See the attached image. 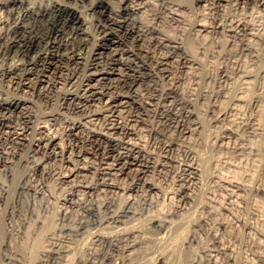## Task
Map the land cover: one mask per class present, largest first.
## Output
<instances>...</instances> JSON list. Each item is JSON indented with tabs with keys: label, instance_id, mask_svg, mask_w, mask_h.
Returning a JSON list of instances; mask_svg holds the SVG:
<instances>
[{
	"label": "rangeland",
	"instance_id": "1",
	"mask_svg": "<svg viewBox=\"0 0 264 264\" xmlns=\"http://www.w3.org/2000/svg\"><path fill=\"white\" fill-rule=\"evenodd\" d=\"M58 1L63 2L64 0ZM141 1H144L142 10L129 11L128 16L130 15L129 17L137 20L141 19L144 22L149 21L160 28L165 35L178 39V41L181 40L187 46V50L189 49L188 51L198 59L199 64L186 69L182 66V63L173 57L172 59L175 61L170 59L167 66L160 67L164 69L161 70L154 65V59H159L165 54H176L177 50L173 48L171 43L160 42L158 35H155V32L152 31H148L146 33L148 37L145 36V40L140 41L129 35L119 36L123 40L116 47H119V50L132 47L137 57L132 60V56L129 57L126 53H123L125 64H115V66L120 65L125 68L128 64L126 68L134 73L141 70L143 76L137 82V96L147 105L144 107L145 114L141 115L142 118L136 116L141 109L139 110L135 105L124 112L125 115H129H126V118L135 117L132 122L130 121V124L133 125L138 135L132 136V138L135 139L136 137L137 139L131 141L140 140L158 159L161 160L163 157L167 159L165 158V163L158 166V168L156 167L157 169L147 170L145 175L138 174L139 165L133 164L127 167L128 169L121 177L116 179L117 182L121 180L119 183L123 187H128L134 181L142 183L146 179L156 184V191L152 190V192L146 187H142L137 192L132 193L133 196L124 192L123 194L121 191L117 194L102 192L98 196L99 200L102 199L103 201L106 198L113 199L121 208L125 204L128 205L126 199L131 200L130 202L133 201L132 203L135 206H133L135 209L133 215L124 217L121 222H111L108 224L109 226L107 225L103 229L100 228L102 232H111L110 235L124 232L125 238L130 237L128 240L130 243L133 241L131 237L135 240L133 241V243L135 242L134 245L132 243L131 253L122 251L121 254L123 255L119 254L116 258L114 257V262L116 264H197L201 261L200 264H264V0ZM55 2L56 0H18L6 6H0L2 11H0V37H3L4 34L3 40H13L10 46L5 43L0 45V157L5 156L7 152L16 153L9 159L11 160L10 164L5 165L8 167L7 169L4 165H0L1 181H5V183L3 182L5 187L10 190V194L6 195L8 196L7 199L3 196L0 197V264H37L44 251L53 249L55 255L49 264H86L85 260L92 252L98 254L96 264H107L104 257L111 254V249L108 248L109 246L106 243L96 242L93 233L96 230L97 232L101 230H98L94 225H90L91 228L89 226L87 230H82L76 234L65 235L62 233L63 207H61V198L68 194L67 192L71 190L70 185L72 186L73 183L62 181L61 176L70 173L72 170L75 171L73 163L76 156L72 154L74 162H68L65 155L58 151L55 155L56 152H44L40 149L39 152L37 151L34 154L29 148V139L32 133H37L31 129L27 131L28 139L23 142L25 145L16 144L12 138L19 130L16 127L22 126L24 113L19 108L12 111L1 106L3 99L23 97L30 100V107L36 116H40L39 113L43 114L45 111V113L59 112L62 119L58 117V119L48 120V123L45 121L43 130L58 131L57 133L63 135L62 142L65 145H71L72 153H75L80 146V140L78 139V141L77 138L75 139L73 135L66 132L68 127L66 120L69 117L73 118L72 116L75 118L77 112L63 101L61 94L63 89L69 87V85L72 86L71 88L78 86L81 76L83 78L82 74L89 71L85 68V65L90 58V52L99 42L98 38L108 36V32L112 31V25L108 26L109 19L104 17L105 14L100 15L97 10L90 8L91 0L64 1L66 4L84 10L83 14L86 19L81 22H74L71 18L68 19L69 15L59 13L54 6ZM117 2L119 0H113L114 8L117 4L119 5ZM136 2H140V0ZM170 10L177 12L179 18L174 20L169 17ZM235 19H242L251 27L247 30L246 36L245 34L244 36H242L243 34L234 35L232 32L227 31L228 25L234 24ZM23 20L26 22L25 27L24 22L22 23ZM219 20L222 24L224 23V28L218 29L219 31L204 32L194 28L197 23L213 25ZM63 26L66 28L64 29ZM54 31L59 34V37L68 39L67 42L69 43L64 49L53 50L54 53L57 52L61 55H54V60L50 58L53 61L51 62L52 65L48 67L42 61L46 60L44 55L50 51L48 42L54 38L56 34ZM40 33L44 35L46 40L43 39V36H40ZM50 35L52 36L50 37ZM23 37H26V39H23ZM30 37L34 39V45L28 51L24 49L25 46L21 43H28ZM17 38H19V41ZM132 38L137 44L134 43ZM38 39L42 40L38 42ZM149 40H151V45ZM73 43L74 45H72ZM37 44L40 45L37 47ZM77 50L81 53H77ZM147 54L153 56L154 59L146 56ZM106 55V53L102 54V62L105 61L106 63L107 61L106 64H109L111 59H106L108 58V55ZM66 56L68 57L66 58ZM141 59H145L144 61L148 65H145L146 68L137 66L141 63ZM137 60L139 62L135 63ZM171 60L172 62H170ZM109 65L112 66L113 63ZM30 68L33 71L32 78L36 79L35 75L44 72L42 71L44 69L45 73L47 72L46 78H51L53 74L51 79L54 77L56 80L61 79L58 87L61 85L64 88L38 89L39 87H36L34 89L26 87L25 90V87H20V85L10 80L22 77ZM81 69L83 70L81 71ZM165 69L168 70L165 71ZM125 71L126 69L123 70V72ZM154 74L156 75L154 76ZM158 74H161V76ZM68 76H71V78ZM68 79L72 82L70 80L68 82ZM172 84L179 86V95L177 94L176 98H182L190 103L188 109H192L195 115L192 118L195 119V123L199 124L198 128L193 131L194 133L182 132L179 127L174 126V113L177 112V108L181 104L177 103L170 106L169 101L171 98L165 97L164 94V90ZM70 114L72 115L70 116ZM99 122L97 121V123ZM7 125H9L8 128ZM117 134L119 135V133ZM117 138L123 142L129 140L122 133ZM164 139L174 140L176 145L169 149L168 147L164 148L162 144ZM108 146V150H110L112 145L109 143ZM14 149L18 150V153ZM108 155L111 156L108 161L112 162L110 151ZM36 159L44 160L45 166H47L43 176L40 173L31 175V182L34 186L37 185L39 191V194L35 193L36 199H34V195L32 196L31 193L27 195L26 192H19V185L32 173L33 161ZM96 161L98 162V159ZM189 162L190 164L192 162L196 169L194 181H187L184 174L183 167ZM11 163L15 166L13 165V167ZM90 168L92 169L77 177L72 176L70 180L76 178L75 183L80 180V183L86 184L97 182L99 180L97 170L94 167ZM98 168L99 166H97ZM10 170L13 172H10ZM182 187L185 189L183 190ZM181 189L183 191H180ZM22 193L25 195L23 196ZM232 194L233 196H231ZM230 197H233L234 200ZM93 198L97 199L96 196ZM85 199L88 200L89 198L86 197ZM230 199L232 202H230ZM69 210H71L74 217L75 215L77 217L76 209L69 208ZM38 242L41 243L42 249L38 248ZM121 244V248L126 245Z\"/></svg>",
	"mask_w": 264,
	"mask_h": 264
},
{
	"label": "bare ground",
	"instance_id": "2",
	"mask_svg": "<svg viewBox=\"0 0 264 264\" xmlns=\"http://www.w3.org/2000/svg\"><path fill=\"white\" fill-rule=\"evenodd\" d=\"M18 0H3L1 2L0 0V6H6L12 3L17 2ZM22 1V0H21ZM56 0V2L54 3V6L57 8V10L59 11V13H63V14H67L68 19L71 18V20H73L74 22H81V21H85L86 17H84L83 11L82 9H79L75 6H72L70 4H66L64 1H58ZM67 1V0H66ZM70 1V0H69ZM81 1V0H80ZM92 4L90 6L91 9H95L97 10V12H99V14L103 15L105 14L104 17H106L107 19H109L108 22V26L112 25V31L108 32V36H102L99 39V42L97 43V45L92 49V51L90 52V58L87 60L88 62L86 63V67L89 71L88 72H84L83 78L81 76V81L79 83L78 81V86L77 87H73L69 85V87L64 88L60 85L61 88L63 89V92L61 94V98L63 99V101L65 103H68L67 105H70V108L73 109L75 112H77L76 117L74 118V116H72L73 118L69 117V119H67V133L69 135H73L74 138L80 142V146L76 149L75 153H72V147L71 145H65L62 142V136L57 133V132H51V131H45L43 130L45 127V121H47L50 119H54L60 116V113L57 111H54L51 113H39L40 116H36V114L34 113L33 109L30 107L31 103L29 104L30 100L29 99H25L23 98H11V99H3L1 106L11 109L13 111V109H20V111H23V120H22V126L21 127H16L18 128L16 131V134L13 135L14 137L13 142H15L16 144H24L23 142L28 139L27 135H28V129L33 130V132L36 131L37 134H31V138L29 139V148L32 152L37 153L38 150H42V151H46V152H56L55 155H57V151L64 154L67 161L71 162L74 160L72 159L73 155H75V162L74 167H75V171L74 172H70L68 174H64L61 176L62 181L64 182H72L73 185L71 187V190L69 192H67L68 194L65 195V197L61 198V203L63 207V216L61 219H63V227H62V233L63 234H67V235H72V234H76L78 232H81L82 230H87L88 227L90 225H94V227H96L98 230L101 228L103 229L104 227H107L108 224H110L111 222H121L122 219H124V217H128L129 215L131 216V214H134V204L132 202H130L129 200L126 199V203L128 205L125 204V206H123L121 208L120 205H118V203L116 204L114 202L113 199H108L106 198L104 201L101 199L99 200L98 196L104 192V193H119L120 191L123 193H127L128 195L137 192L140 188L142 187H146V189L148 190H155L157 189V186L154 182L151 181H147L146 179L142 182V183H136L135 181L130 184L128 187H123L119 182L116 181V179L118 177H121L123 173H125L126 169H128L127 167H130L133 164H138L139 168L137 169L138 174H143L145 175V173L147 172V170H151V168H158V166L163 165L164 159L166 157H163V159H158L156 157V155L150 151L149 149L146 148L145 144L142 143V141H131V140H136L137 138L135 137L132 138V136H137V131L133 128V125L130 124V121L132 122L135 117H131V118H126L124 114V112L131 108V106L135 105V107L137 106V108H139L140 112L137 113L136 116H140L142 118L141 115L145 114V108L147 105H145V102L141 101L140 98L137 96L138 92L136 90V88L138 87L137 82L138 80L142 79V72H138V73H134V72H130L128 70V68H126V66L128 67V64H126L125 68H122V66H120L121 64H125L123 61V53L127 54L129 57H131L132 60H134L137 56L134 52V50L131 48H127V49H123V50H119V47L117 48L116 46L118 44L121 43V41L123 39H121L119 36H133V38L135 40H143L146 35V33H148V31H152L155 32V35H158V40H160V42L166 41L167 43H171L173 48L177 50L176 54H165L162 57H160L159 59H154L153 56L151 55H146L151 59H154V65L160 67H163L168 64V61L170 59H172L173 57H175L174 59L178 60L180 63H182V66L186 67V69H190L192 68V66H196V64H199L198 59L191 54L188 50H187V46L185 44H183V42L178 41V39L175 38H171L168 35H165L162 30L160 28H157L155 25L151 24L149 21L148 22H144L143 20H137L136 18H132L129 17L127 13H129V11H141L142 5L144 1L140 2H136L135 0H119V5L117 4V6H115L114 8V4L112 3L113 0H91ZM117 1V0H115ZM197 1H209V0H197ZM251 1V0H250ZM263 1V0H262ZM73 2V1H72ZM214 2V1H213ZM258 2V1H257ZM21 3V2H20ZM23 3V2H22ZM142 3V4H141ZM74 4V3H73ZM116 4V2H115ZM19 5V4H18ZM85 5V4H84ZM219 5V4H218ZM82 6V5H81ZM146 6V5H145ZM86 7V6H85ZM117 7V8H116ZM87 8V7H86ZM145 9V8H144ZM143 9V10H144ZM174 10V9H173ZM169 11V17H171L172 19H178L179 18V14H177V12L174 11ZM1 11V10H0ZM7 11V9H6ZM10 11V9H9ZM8 11V13H9ZM88 11V10H87ZM2 12V11H1ZM5 12V10H4ZM11 12V11H10ZM46 12V11H45ZM56 12V11H55ZM143 12V11H142ZM30 13V12H29ZM28 13V15H29ZM58 13V14H59ZM93 13V12H92ZM86 14V13H85ZM97 14V13H96ZM95 14V15H96ZM132 14V13H130ZM135 14V13H134ZM142 14V13H141ZM20 15V14H19ZM23 15V14H22ZM30 15H34V14H30ZM57 15V14H56ZM55 15V16H56ZM37 16V15H36ZM41 16V15H40ZM97 16V15H96ZM122 18H121V17ZM135 16V15H134ZM34 17V16H33ZM100 17V16H98ZM136 17V16H135ZM44 18V17H43ZM102 18V17H101ZM100 18V19H101ZM158 18V17H156ZM2 19V17H1ZM19 19V18H18ZM33 19V18H32ZM40 19V18H38ZM42 19V18H41ZM155 19V18H154ZM243 19V18H242ZM240 19V20H242ZM99 20V19H98ZM152 20V19H151ZM160 20V19H159ZM233 20V19H232ZM236 20V19H235ZM234 20V21H235ZM240 20H236L234 22V24L232 25H228V29L227 31L232 32V34L234 35H241L242 36H246L247 30L251 29V27H249L247 25V23L240 21ZM4 21V20H2ZM54 21V20H53ZM102 21V20H101ZM156 21V20H153ZM19 22V21H18ZM24 22V20L22 21V23ZM87 22V21H86ZM97 22V21H96ZM158 22V21H157ZM231 22V21H230ZM13 23V21H12ZM21 23V26H22ZM26 22L23 23V25ZM155 23V22H154ZM63 24V23H61ZM104 24V22H103ZM224 24V23H223ZM220 20L216 21L213 25H206L204 23H197L195 25V29L200 30V31H204V32H208L211 30H218V29H222L224 28L223 25ZM230 24V23H229ZM10 25V24H9ZM14 25V24H13ZM17 25V24H16ZM26 25V24H25ZM24 25V27H25ZM78 25V24H77ZM19 26V25H17ZM49 26V25H48ZM97 26V25H96ZM99 26V24H98ZM64 29L66 28L65 26H63ZM76 27V26H74ZM12 28V27H11ZM70 28V27H69ZM98 28V27H97ZM107 28V27H106ZM17 29V28H16ZM21 29V28H20ZM26 30V28H24ZM35 29V28H34ZM48 29V28H47ZM58 29V28H57ZM63 29V28H62ZM226 29V27H225ZM24 30V31H25ZM61 30V29H60ZM67 30V29H66ZM65 30V31H66ZM104 30V29H103ZM109 30V29H108ZM111 30V29H110ZM18 31V30H17ZM27 31V30H26ZM25 31V32H26ZM199 31V32H200ZM219 31V30H218ZM20 32V31H19ZM55 32V31H54ZM74 32V31H73ZM100 33V31H98ZM106 32V30H105ZM16 33V32H15ZM52 33V32H51ZM56 33V32H55ZM67 33V32H66ZM150 33V32H149ZM31 34V33H30ZM37 34V33H36ZM41 34V33H40ZM53 34V33H52ZM76 34V33H75ZM79 34V33H78ZM77 34V35H78ZM153 34V33H152ZM160 34V35H159ZM255 34V33H254ZM15 35V34H14ZM34 35V34H33ZM39 35V34H38ZM59 34L56 33L54 35V38H52V40H50V42H48L49 44V49L50 51L45 54V58L44 62L46 65L50 67L52 64L51 62L54 60L53 57L54 55H58L60 56V53H54L53 50H61L62 48L64 49L65 47H67V42L68 39H64L62 37L58 36ZM73 35V34H72ZM76 35V36H77ZM4 37V34L2 35ZM27 36V35H26ZM43 36L44 35H40ZM49 36V35H48ZM52 35H50L51 37ZM67 36V35H66ZM94 36V35H93ZM150 36V35H149ZM154 36V35H153ZM3 37H0V45L2 43H5L6 45L10 46L11 43H13V40H3ZM34 37V36H33ZM47 37V36H46ZM148 37V36H147ZM146 37V38H147ZM152 37V36H150ZM235 37V36H234ZM5 38L7 39V37L5 36ZM11 38V37H10ZM15 38V37H14ZM13 38V39H14ZM26 39V37H23V39ZM48 38V37H47ZM68 38V36H67ZM73 38V37H72ZM83 38V37H82ZM132 38V40H133ZM19 38H17L18 40ZM45 39V37L43 38ZM49 39V38H48ZM51 39V38H50ZM74 39H75V35H74ZM148 39V38H147ZM153 39V38H152ZM42 39H38V42H40ZM46 40V39H45ZM83 40V39H82ZM80 40V41H82ZM88 40V39H87ZM135 40L134 43H135ZM145 40V39H144ZM157 40V39H156ZM157 40V41H158ZM19 41V40H18ZM70 41V39H69ZM125 41V40H124ZM138 41V42H139ZM150 41V45H151V40ZM17 42V41H16ZM34 39H32V37H30L28 39V43H21L22 45H24V49L30 51L32 49ZM75 42V40H74ZM78 42V41H77ZM147 42V41H146ZM165 42V43H166ZM43 43V42H42ZM84 43V42H83ZM127 43V42H126ZM133 43V44H134ZM141 43V42H140ZM143 43V42H142ZM145 43V42H144ZM164 43V44H165ZM78 44V43H77ZM87 44V43H86ZM128 44V43H127ZM137 44V43H135ZM158 44V43H157ZM156 44V45H157ZM40 44H37V47ZM67 45V46H66ZM74 45V43L72 44ZM169 45V44H167ZM4 46V45H3ZM88 46V45H87ZM143 46V45H142ZM2 47V46H1ZM23 47V46H22ZM21 47V48H22ZM36 47V46H35ZM40 47V46H39ZM73 47V46H72ZM80 47V46H79ZM124 47V46H123ZM170 47V46H169ZM11 48V47H10ZM9 48V49H10ZM17 48V47H16ZM15 48V49H16ZM75 48V47H74ZM83 48L85 49V47L83 46ZM92 48V47H91ZM168 48V47H167ZM36 49V48H35ZM41 49V48H40ZM73 49V48H72ZM135 49V48H134ZM21 50V49H20ZM37 50V49H36ZM43 50V49H42ZM45 50V49H44ZM79 50V48H78ZM77 50V53H79ZM1 51V50H0ZM18 51V50H17ZM67 51V50H66ZM38 52V50L36 51ZM60 52V51H59ZM21 53V52H20ZM70 53V52H69ZM74 54V52H72ZM76 53V54H77ZM81 53V52H80ZM79 53V54H80ZM106 53L108 55V58L106 59H111L110 63H113L112 66H110L109 64H106L105 61L102 62V54ZM174 53V52H173ZM19 54V53H18ZM26 54V53H25ZM34 54V53H33ZM39 54V53H38ZM63 54V53H62ZM43 55V54H42ZM83 55V53H82ZM106 55V56H107ZM25 56V55H24ZM28 56V54H27ZM34 56V55H33ZM72 56V55H71ZM81 56V55H80ZM77 56V57H80ZM105 56V57H106ZM126 56V55H125ZM124 56V57H125ZM140 56V55H139ZM64 57V56H63ZM68 56H66L67 58ZM82 57V56H81ZM102 57V58H101ZM142 57V56H141ZM153 57V58H152ZM18 58V57H17ZM52 58L53 60L51 61ZM62 58V57H60ZM74 58V57H73ZM84 58V57H83ZM143 58V57H142ZM21 59V58H20ZM19 59V60H20ZM24 59V58H23ZM49 59V60H48ZM71 59V58H70ZM125 59V58H124ZM128 59V58H127ZM126 59V60H127ZM130 59V58H129ZM75 60V59H74ZM145 60V59H144ZM143 59H141V63L137 64V66H144L145 68L148 66L146 61H144ZM173 60V59H172ZM172 60L170 62H172ZM67 61V60H66ZM79 61V60H78ZM83 61V60H82ZM85 61V60H84ZM153 61V60H152ZM175 61V60H173ZM177 61V63H178ZM57 62V61H56ZM64 62V61H63ZM77 62V61H76ZM133 62V61H131ZM130 62V63H131ZM139 61H135V63H138ZM35 63V62H33ZM55 63V62H54ZM61 63V61H60ZM74 63V62H73ZM79 63V62H78ZM81 63V62H80ZM85 63V62H84ZM5 64V63H4ZM58 64V63H57ZM83 64V62H82ZM107 66H106V65ZM115 64H120L119 66H115ZM23 65V64H22ZM40 65V64H39ZM56 65V63H55ZM65 65V64H63ZM131 66V64H129ZM147 65V66H145ZM151 65V62H150ZM20 66V65H19ZM25 66V65H24ZM31 66V65H30ZM35 67V65H33ZM44 66V64H43ZM58 66V65H57ZM79 66V65H78ZM82 66V65H81ZM129 66V67H130ZM134 66V65H133ZM155 66H153L155 68ZM169 66V65H168ZM1 67V66H0ZM7 67V66H6ZM10 67V66H9ZM22 67V66H21ZM74 67V66H73ZM29 68V67H28ZM39 68V67H38ZM45 68V67H43ZM61 68V67H60ZM90 68H94V69H90ZM135 68V67H134ZM132 68V69H134ZM153 68V69H154ZM162 68V69H163ZM168 68V67H167ZM171 68V67H170ZM11 69V68H10ZM23 69V68H21ZM49 69V68H48ZM58 69V68H57ZM65 69V68H64ZM77 69V68H76ZM75 69V70H76ZM126 69L125 72H123V70ZM150 69V68H149ZM161 69V68H160ZM161 69V70H162ZM13 70V69H12ZM42 70V69H41ZM47 70V68H46ZM56 70V69H54ZM52 70V71H54ZM66 70V69H65ZM71 70V69H70ZM83 69H81L82 71ZM85 70V69H84ZM152 70V69H151ZM155 70V69H154ZM164 70V69H163ZM168 70V69H167ZM165 69V71H167ZM171 70V69H170ZM4 71V70H3ZM8 71V70H7ZM6 71V72H7ZM11 71V70H10ZM39 71V69H38ZM39 74H36V79L32 78V69L30 68V70L28 69L25 74L18 78V79H10L13 83H16L17 85H20L25 87H31V88H36L39 87L38 89H45V88H53V87H58V83L60 82V80H56V79H51V78H46V73L45 70L43 69ZM58 71V70H57ZM63 71V70H62ZM77 71V70H76ZM148 71V70H147ZM157 71V70H156ZM1 72V71H0ZM13 72V71H12ZM36 72V71H35ZM55 72V71H54ZM79 72V71H78ZM145 72V70H144ZM159 72V71H158ZM157 72V73H158ZM169 72V71H168ZM4 73V72H3ZM10 73V72H9ZM16 73V72H15ZM53 73V72H52ZM75 73V72H74ZM83 73V72H82ZM152 74V72H150ZM160 73V72H159ZM1 74V73H0ZM73 74V73H72ZM150 74V75H151ZM55 75V74H54ZM62 75V74H61ZM74 75V74H73ZM145 75V74H144ZM149 75V76H150ZM153 75V74H152ZM156 74H154L155 76ZM159 76H161V74H158ZM163 75V74H162ZM168 75V74H167ZM8 76V75H7ZM13 76V75H12ZM34 76V77H35ZM57 76V75H56ZM166 76V75H164ZM19 77V76H17ZM49 77V76H48ZM69 78H71V76H68ZM67 77V78H68ZM78 77V76H77ZM7 78V77H6ZM9 78V77H8ZM11 78V77H10ZM16 78V77H15ZM61 78V77H60ZM63 78V77H62ZM73 78V77H72ZM146 78V77H145ZM151 78V77H150ZM149 78V79H150ZM160 78V77H159ZM34 79V80H33ZM66 79V78H64ZM78 79V78H77ZM147 79V78H146ZM144 79V80H146ZM153 79V78H152ZM179 79V78H178ZM3 80V79H2ZM7 80V79H6ZM70 79H68L69 82ZM76 80V78H75ZM151 80V79H150ZM175 80V79H173ZM71 81V80H70ZM74 81V80H73ZM93 81V82H92ZM155 81V80H154ZM1 82V81H0ZM10 82V81H8ZM64 82V81H61ZM72 82V81H71ZM70 82V83H71ZM75 82V81H74ZM73 82V83H74ZM142 82V81H141ZM147 82V81H146ZM149 82V81H148ZM145 83V82H144ZM174 83V81H173ZM3 84V83H2ZM10 84V83H8ZM7 84V85H8ZM12 84V83H11ZM10 84V85H11ZM60 84V83H59ZM72 84V83H71ZM141 84V83H140ZM150 84V83H149ZM68 85V84H66ZM137 86V87H136ZM151 86V85H150ZM11 87V86H9ZM13 87V85H12ZM15 87V86H14ZM22 87V88H23ZM58 87V88H60ZM141 87V86H140ZM154 87V86H153ZM51 88V89H52ZM16 89V88H15ZM21 89V88H20ZM139 89V88H138ZM178 89L179 86L177 87V85L172 84L170 85L166 90H164V94L165 97H169L171 98L169 101V105H175L177 103L181 104L180 107L177 108V112L174 113L175 117L173 119V121L175 122L174 126H177L180 128V130L182 132L185 133H192L193 131H195L198 128L197 123L194 122L193 118L195 117L192 109L189 110L188 109V105L190 104L189 102H187L186 100L184 101L182 98H176L179 94H178ZM48 90V89H47ZM157 90V88H156ZM162 90V89H161ZM6 91V90H5ZM153 91V89H152ZM2 92V91H1ZM141 92V91H140ZM154 92V91H153ZM11 93V92H10ZM159 93V92H158ZM152 94V93H151ZM162 94V93H161ZM160 94V96H161ZM178 94V95H177ZM16 95V94H15ZM143 95V94H142ZM155 95V93H154ZM158 95V94H157ZM156 95V96H157ZM177 95V96H176ZM153 96V95H152ZM20 97V96H19ZM138 97V98H137ZM158 97V96H157ZM163 97V96H161ZM2 98V97H1ZM60 98V97H59ZM141 98H143L141 96ZM149 98V97H148ZM147 98V99H148ZM145 99V96H144ZM164 99V98H163ZM179 99V100H178ZM149 100V99H148ZM165 100V99H164ZM178 100V101H176ZM62 101V100H61ZM147 101V100H146ZM150 102V100H149ZM63 103V102H62ZM151 104V103H150ZM5 105V106H4ZM152 105V104H151ZM159 105V104H158ZM65 106V105H64ZM165 106V105H164ZM177 106V105H176ZM175 106V107H176ZM2 107V108H3ZM150 109L151 107L148 106ZM67 108H69V106H67ZM133 109V107H132ZM56 110H58L56 108ZM64 110V109H63ZM67 110V109H66ZM137 110V109H136ZM135 110V111H136ZM5 111V109H4ZM11 111V112H12ZM60 111V109L58 110ZM130 111V110H129ZM132 111V110H131ZM152 111V110H151ZM2 112V111H1ZM18 112V111H17ZM63 112V111H62ZM74 112V113H75ZM133 112V111H132ZM130 112V113H132ZM148 112H150L148 110ZM4 113V112H3ZM10 113V112H9ZM66 113V112H65ZM64 113V114H65ZM73 113V112H72ZM73 113V114H74ZM128 113V112H127ZM147 113V111H146ZM13 114V112H12ZM37 113V115H39ZM133 114V113H132ZM171 114V113H170ZM62 115V114H61ZM67 115V114H66ZM72 114H70L71 116ZM129 116V115H127ZM193 117V118H192ZM68 118V117H67ZM193 120V121H192ZM37 121V122H36ZM97 121H100L99 123H97ZM51 122V121H50ZM56 122V121H54ZM64 122V121H63ZM173 122V123H174ZM199 122V121H198ZM10 123V122H9ZM53 123V122H52ZM51 123V124H52ZM7 124V123H6ZM20 124V123H19ZM60 124V123H59ZM13 125V124H12ZM6 126V125H5ZM16 126V124H15ZM61 126V125H60ZM173 126V127H174ZM9 127V125H7V128ZM11 127V126H10ZM50 128V125L48 126ZM65 127V126H64ZM15 128V129H16ZM48 128V129H49ZM176 128V127H175ZM46 129V128H45ZM55 129V127H54ZM14 130V128H13ZM57 130V129H56ZM180 131V132H181ZM14 133V132H13ZM30 133V131H29ZM117 133H122V135L126 138H129V140H127L126 142L121 141L120 139H118L117 137L119 136ZM194 133V132H193ZM12 134V133H11ZM117 134V136H116ZM184 134V133H183ZM163 135V134H162ZM67 136V135H66ZM65 137V136H64ZM63 137V138H64ZM73 138V137H72ZM160 138V137H159ZM164 138V137H163ZM187 138V137H186ZM161 139V138H160ZM64 141V140H63ZM125 141V140H124ZM161 142V141H160ZM77 143V142H76ZM110 143V145H112V147L110 148V150H108L109 146L108 144ZM15 144V145H16ZM27 144V143H26ZM88 144V145H87ZM162 144L165 147L171 148L172 146L176 145V142H174V140H165L162 141ZM14 145V143H13ZM25 145V144H24ZM28 145V144H27ZM20 146V145H18ZM17 146V147H18ZM22 146V145H21ZM77 146V145H76ZM23 147V146H22ZM28 147V146H27ZM177 147V146H175ZM13 148V147H12ZM16 148V147H15ZM28 148V149H29ZM25 149V148H24ZM75 149V148H74ZM16 150V149H14ZM13 150V151H14ZM20 150V149H19ZM167 150V149H166ZM18 153V150H16ZM41 151V152H42ZM110 151V155H112V162L108 161V158L111 157L108 155V152ZM21 152V151H20ZM27 152H29L27 150ZM39 152V151H38ZM74 152V150H73ZM167 152V151H166ZM169 152V151H168ZM167 152V153H168ZM189 153V151H188ZM21 154V153H20ZM48 154V153H47ZM50 154V153H49ZM48 154V155H49ZM59 154V153H58ZM73 154V155H72ZM14 155H16V153L14 152H7L5 154V156L0 157V165H9L11 160V157H13ZM193 155V154H192ZM51 156V155H50ZM63 156V155H62ZM21 157V156H20ZM18 157V158H20ZM64 157V158H65ZM13 159V158H12ZM98 159V162L96 161ZM167 159V158H166ZM110 160V159H109ZM163 160V161H162ZM13 161V160H12ZM77 161V162H76ZM194 161V160H193ZM167 164V162H166ZM12 165V163H11ZM14 165V164H13ZM12 165V166H13ZM32 165V164H31ZM7 166L6 169L8 168ZM15 166V165H14ZM13 166V167H14ZM33 169H32V173L29 174V176H27L22 183H20L19 185V192H26V194L28 195V193H31L32 196L34 195V199H36L35 197V193L39 192L37 189V185L34 186V184H32V179H31V175H35V173H40V175L43 176V174L46 172L45 170V163L44 160L41 159H36L33 161ZM97 166H102V168H98ZM90 167H94V169H96L97 171V175H98V181L94 182V183H80L81 181L79 180L78 182L75 183V180H70L72 176L77 177L78 175L87 172V170L92 169ZM134 167V166H133ZM165 167V166H164ZM11 168V166H10ZM156 168V169H157ZM163 168V167H162ZM74 169V168H73ZM166 169V168H165ZM1 170V169H0ZM155 170V169H154ZM184 174L187 178V181H192L194 179V175H195V166L192 165V162L190 164L187 163L184 167ZM152 171V170H151ZM149 171V172H151ZM10 172H13L10 170ZM95 172V173H96ZM197 172V171H196ZM130 173V172H129ZM2 174V173H1ZM0 174V176H2ZM10 174V173H9ZM13 175H15L14 173H12ZM47 174V173H46ZM50 174V173H49ZM161 174V173H160ZM84 175V174H83ZM95 176V175H94ZM183 176V175H182ZM196 176V175H195ZM33 177V176H32ZM142 177V176H141ZM119 180V179H118ZM198 180V179H196ZM186 181V179H185ZM194 181V180H193ZM5 183V181H3ZM1 181L0 178V197H5L7 199L10 193V190L7 189V187H5V184ZM63 182V183H64ZM138 182V181H137ZM193 183V182H190ZM7 184V183H6ZM189 185V184H188ZM141 186V187H140ZM187 186V185H186ZM191 186V185H190ZM194 187V186H193ZM192 187V188H193ZM42 188V187H41ZM189 188V187H188ZM191 188V187H190ZM182 189L184 190L185 188L182 187ZM180 191H183V190ZM40 190V189H39ZM144 190V189H143ZM153 192V191H152ZM187 192V191H186ZM123 193V194H124ZM238 193V192H237ZM23 194V193H22ZM39 194V193H38ZM37 194V196H38ZM187 194V193H185ZM184 194V195H185ZM25 194H23L24 196ZM30 195V194H29ZM46 195V194H45ZM181 195V194H180ZM183 195V194H182ZM240 195V194H239ZM20 196V195H19ZM31 196V195H30ZM96 196L97 199H94L93 197ZM131 196V195H130ZM133 196V194H132ZM135 196V195H134ZM233 196V194L231 195ZM86 197H88L89 199H85ZM129 197V196H128ZM137 197V196H136ZM135 197V198H136ZM183 197V196H182ZM181 197V198H182ZM229 197V196H228ZM237 197V195H236ZM239 197V196H238ZM28 198V197H26ZM31 198V197H30ZM44 198V197H43ZM131 198V197H130ZM231 199L233 197H230ZM21 199H23L21 197ZM33 199V201H34ZM41 199V198H40ZM45 199V198H44ZM129 199V198H128ZM183 199V198H182ZM186 199V198H185ZM228 199V198H227ZM230 199V202H232V200ZM234 200V198H233ZM22 201V200H21ZM47 201V200H46ZM182 201V200H181ZM129 202V203H128ZM49 203V201H48ZM227 203V201H226ZM124 204V203H123ZM136 205V204H135ZM233 205V204H232ZM134 206V207H133ZM1 208V207H0ZM69 208H73L76 209L75 213H78L77 217L75 215L72 214L71 210H69ZM136 212V211H135ZM61 213V212H60ZM75 218V219H74ZM89 218V219H87ZM130 218V217H129ZM92 219V220H91ZM65 222V223H64ZM125 222V221H124ZM114 224V223H113ZM116 224V223H115ZM119 225V224H118ZM40 226V225H39ZM109 226V225H108ZM112 226V225H111ZM114 226V225H113ZM116 227V226H115ZM91 228V226H90ZM95 228V229H96ZM100 229V230H101ZM49 230V229H48ZM91 230V229H90ZM89 231V230H88ZM85 232V231H84ZM131 232V231H130ZM111 234V232H109ZM109 233L106 232H102L99 231L97 232V230L95 231V237H96V242L99 241L101 243H106V245H108L111 249V254L105 255L104 260L107 261V264H116L114 262V257L116 258L119 254H121V252L123 251H128L130 252L132 250V243L133 241H135L132 237L131 240H133L131 243L128 241L130 239L129 238H125V233L124 232H120L117 235H110ZM128 233V232H126ZM133 233V232H132ZM81 234V233H80ZM92 234V235H93ZM106 234V235H105ZM64 235V237H65ZM128 235V234H127ZM132 236V235H131ZM55 237V235H54ZM68 237V236H67ZM135 237V235H134ZM69 238V237H68ZM136 238V237H135ZM71 239V238H70ZM73 239V238H72ZM42 241V240H41ZM137 241V240H136ZM39 243L38 248H41V243ZM124 243L126 244L123 248H121L122 244ZM135 243V242H134ZM133 243V245H134ZM121 244V245H120ZM38 244L36 243V246ZM102 245V244H101ZM120 245V247H119ZM53 247V246H52ZM134 248V247H133ZM42 249V248H41ZM54 250V249H53ZM53 250H46L44 251V254H42V258L38 260L37 264H49L50 261L53 259V256L55 255V252H53ZM63 252V251H62ZM90 252V251H89ZM92 252V251H91ZM93 253V252H92ZM89 254V257L86 261V264H96V259L98 257V254ZM131 253V252H130ZM125 255V254H124ZM127 255V254H126ZM10 257V256H9ZM56 257V256H55ZM54 257V258H55ZM126 258V257H125ZM101 260V259H100ZM98 261V260H97ZM13 262V261H12ZM125 263V262H124ZM201 263V261H200ZM197 263V264H200ZM209 263V262H208ZM11 264V263H10ZM13 264V263H12Z\"/></svg>",
	"mask_w": 264,
	"mask_h": 264
}]
</instances>
